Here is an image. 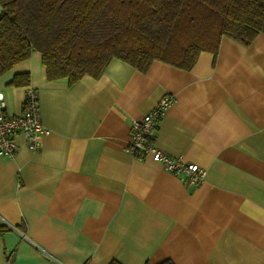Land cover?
<instances>
[{
  "label": "crops",
  "instance_id": "obj_1",
  "mask_svg": "<svg viewBox=\"0 0 264 264\" xmlns=\"http://www.w3.org/2000/svg\"><path fill=\"white\" fill-rule=\"evenodd\" d=\"M27 86L49 130L0 155V264H264V33L222 36L188 70L114 57L73 82L48 79L34 50L0 75L8 113ZM165 94L155 143L202 168L198 185L125 150L130 120Z\"/></svg>",
  "mask_w": 264,
  "mask_h": 264
},
{
  "label": "trees",
  "instance_id": "obj_2",
  "mask_svg": "<svg viewBox=\"0 0 264 264\" xmlns=\"http://www.w3.org/2000/svg\"><path fill=\"white\" fill-rule=\"evenodd\" d=\"M0 8V75L35 50L48 79L69 82L98 77L114 57L140 71L154 59L188 70L202 51L215 57L222 36L247 44L264 33V0H0ZM10 83L27 84L28 74Z\"/></svg>",
  "mask_w": 264,
  "mask_h": 264
},
{
  "label": "built area",
  "instance_id": "obj_3",
  "mask_svg": "<svg viewBox=\"0 0 264 264\" xmlns=\"http://www.w3.org/2000/svg\"><path fill=\"white\" fill-rule=\"evenodd\" d=\"M174 101L172 94L163 95L154 107L139 118H132L129 123V136L125 150L133 157L143 159L149 157L160 162L170 173L180 176L191 185H198L204 178L205 171L196 163L184 161L180 156H173L159 149L155 143L156 133L161 116ZM40 118L37 90L27 86L21 110L12 114L5 110V101L0 93V155L12 157L17 145L16 134L24 137L26 146L37 151L40 138L48 132Z\"/></svg>",
  "mask_w": 264,
  "mask_h": 264
}]
</instances>
